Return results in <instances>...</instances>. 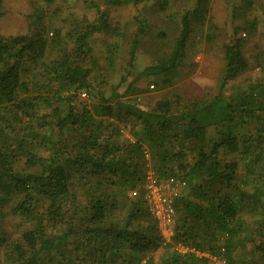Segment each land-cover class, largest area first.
Masks as SVG:
<instances>
[{
	"label": "trees",
	"instance_id": "trees-1",
	"mask_svg": "<svg viewBox=\"0 0 264 264\" xmlns=\"http://www.w3.org/2000/svg\"><path fill=\"white\" fill-rule=\"evenodd\" d=\"M145 1L92 0L98 16L65 33L39 9L26 33H0V264H209L195 251H178V243L222 254L229 264H264V80L227 92L250 67L239 30L255 29V20L236 26L225 44L211 96L175 93L144 108L125 97L145 90L136 84L143 77L160 79L157 85L175 82L210 14V0H194L174 29L158 26L156 37L169 40L170 50L125 90L130 73L122 74L107 94L98 78L113 72L103 74L115 67L118 49L109 46L101 64L92 39L118 32L112 9L132 5L140 13ZM157 1L154 12L174 2ZM253 4L243 0L240 12ZM4 13L0 0V20ZM167 16V23L176 22L175 14ZM135 19L131 68L143 34L153 29L146 17ZM149 162L160 178L181 181L168 242L145 197ZM8 218L15 220V236L5 227ZM248 241L258 256L236 252Z\"/></svg>",
	"mask_w": 264,
	"mask_h": 264
},
{
	"label": "rangeland",
	"instance_id": "rangeland-1",
	"mask_svg": "<svg viewBox=\"0 0 264 264\" xmlns=\"http://www.w3.org/2000/svg\"><path fill=\"white\" fill-rule=\"evenodd\" d=\"M91 1L57 0L49 6L43 0H4L5 13L0 20V33L4 35L26 33L29 30L32 16L39 9H43L47 13V17L56 26L62 28L63 33H65L68 28L75 27L76 21L82 19L94 20L98 16L95 7L91 5ZM157 2V0H147L141 3L139 5L141 8L140 13L132 5L112 9L111 19L119 26L118 32L112 31L110 34L97 33L92 39L96 48L94 54L101 64L104 63V57L108 55L109 46L115 45L118 49V59L115 67L106 68L103 74L108 71L113 72L98 78V81L104 79L107 83H104L102 88L107 91V94L112 91L110 85L117 83L122 74H126L127 71L130 73L121 88V90H125L127 84L133 81L140 71L155 63L156 58L164 51L168 52L170 50L172 43L169 40L163 43L156 37L157 28L158 26H170L174 29L175 25L178 24L182 9L187 5L191 6L194 0H174L166 12H154L152 4L157 6ZM242 4L243 0H210L209 20L202 29L194 33L186 51L185 61L178 68L179 77L176 81L166 85L162 83L157 85L155 81L158 82L160 79L153 76L143 77L136 84L145 90L130 97H125V99L137 98V101L144 108H150L159 99L173 97L175 93L182 94L186 99L207 97L208 94L211 96L217 91V80L224 66V46L230 41L235 27L239 25L243 27L248 20H255V29L251 31L240 29L239 36L245 41L244 51L250 67L241 76L229 83L227 92L244 89L250 82L258 78L264 80V0H254V4L246 14L240 12L239 6ZM170 14H175L174 20L176 22L169 21L167 23V15ZM138 15L146 17L151 22L153 29H149L143 34L145 36L136 59L137 66L131 68L127 66L129 56L127 50L134 31L139 27L135 19ZM81 96L85 97L84 94H81ZM123 133L124 137L130 136L125 127ZM150 171L154 172L158 180L167 179L160 178L152 162H149L147 163L146 181ZM177 180L181 192V181L178 178ZM145 185L146 182L144 192ZM5 227L13 236L17 234L15 220L12 218L7 219ZM252 247L253 244L248 241L245 249L240 248L236 252L242 255L245 250V257L258 256V251L250 252ZM165 251L164 248H161L158 252H155V257L159 259Z\"/></svg>",
	"mask_w": 264,
	"mask_h": 264
},
{
	"label": "built area",
	"instance_id": "built-area-1",
	"mask_svg": "<svg viewBox=\"0 0 264 264\" xmlns=\"http://www.w3.org/2000/svg\"><path fill=\"white\" fill-rule=\"evenodd\" d=\"M145 157L151 160L148 149L145 151ZM145 187V197L151 213L157 220L158 228L165 236L166 241H171L176 223L175 200L181 193L178 180L175 177L158 180L154 172L150 171ZM175 247L181 253L195 251L199 256H206L210 260L209 264H229L222 254L200 252L181 243H178Z\"/></svg>",
	"mask_w": 264,
	"mask_h": 264
}]
</instances>
